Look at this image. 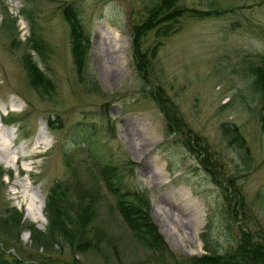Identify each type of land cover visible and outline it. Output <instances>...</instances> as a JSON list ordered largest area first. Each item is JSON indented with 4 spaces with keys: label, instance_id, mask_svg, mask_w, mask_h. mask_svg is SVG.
I'll list each match as a JSON object with an SVG mask.
<instances>
[{
    "label": "rangeland",
    "instance_id": "1",
    "mask_svg": "<svg viewBox=\"0 0 264 264\" xmlns=\"http://www.w3.org/2000/svg\"><path fill=\"white\" fill-rule=\"evenodd\" d=\"M155 1L0 0V127L30 153L0 163L6 258L182 264L234 249L241 233L264 243V0H175L195 14L144 31L143 61L131 23ZM66 5L87 42L75 43ZM117 180L134 195L114 197ZM21 195L43 201L41 220Z\"/></svg>",
    "mask_w": 264,
    "mask_h": 264
},
{
    "label": "trees",
    "instance_id": "2",
    "mask_svg": "<svg viewBox=\"0 0 264 264\" xmlns=\"http://www.w3.org/2000/svg\"><path fill=\"white\" fill-rule=\"evenodd\" d=\"M176 5L177 4H175V0H156L153 5L145 9V14L138 22L131 23V48L139 60L144 61V54H146L145 50L140 47L139 43L144 31L146 32L147 29H153L155 34H166L177 28L179 18L182 17V15H191L195 14L196 12L194 9L183 8L180 5ZM63 12L65 16L64 18L70 25L75 43L77 44L87 42L88 34L83 29L76 10L72 6L66 5ZM22 14L27 16L25 11H22ZM31 63L32 64L29 65V71L30 73H34L35 68L33 62ZM255 75L257 76V79H259V84H257V86L264 88V84H262L264 80V52L258 59V63L255 67ZM4 120L7 121L9 119L4 118ZM48 122H50L49 119ZM46 126L51 128L52 124L48 123ZM107 183L108 187L114 191V197L116 198L120 195V193H123L125 196L128 194L134 195V190H121L120 187H122V182L120 183L119 180L111 182L107 181ZM117 185L118 187H116ZM53 187L54 185L49 189L50 191L46 193L45 197H48L51 194ZM115 189L117 190L115 191ZM129 209L135 213L136 206H129ZM10 215V213H7L4 216H0V221H2L1 223L7 222ZM136 215L139 214L136 213ZM3 225L6 226V224ZM28 227H30L33 232L41 234L37 229L33 228V225H29ZM4 255V250L0 249V264H19V262L16 260V257L12 256L10 259H8ZM182 264H264V243L252 240L250 235L248 236L247 234L241 233L238 243L234 249L223 254H203L198 257L183 259Z\"/></svg>",
    "mask_w": 264,
    "mask_h": 264
},
{
    "label": "bare ground",
    "instance_id": "3",
    "mask_svg": "<svg viewBox=\"0 0 264 264\" xmlns=\"http://www.w3.org/2000/svg\"><path fill=\"white\" fill-rule=\"evenodd\" d=\"M111 33L113 34L114 37H119L118 32H116L115 30L111 31ZM43 127L44 126L41 124L40 132L37 134V136H36V138L34 140V143L32 144V148H34V149H35L36 146L39 145V142L41 140L42 134L44 132ZM13 133H14L13 130L4 129V128L0 127V163H5L7 165H10V163H14L15 155L17 153H21V149L19 147H16L15 149L11 150V147H12L11 141H12V138H13ZM5 139H8V141H6ZM44 144H46V143H44ZM160 174H161V172L159 170H156V171L153 170L150 173V180L153 182L156 179H159L161 177ZM23 180H25V179H23ZM20 182H22V180H17L15 182L16 186L21 184ZM22 183H23L22 185L24 187L25 186L28 187V185H24L25 182H22ZM22 185H20V186H22ZM15 194L18 197L20 195V192L19 191H15ZM25 195L24 196L21 195L20 199H22V200L25 199L26 202H27V206H26L27 215L30 216L35 221L41 220L42 217H43V215H42V204H43V201L39 202L38 200L35 199L34 195H32V196H25ZM29 197H31V198H29ZM29 203L31 204V206H29L30 205Z\"/></svg>",
    "mask_w": 264,
    "mask_h": 264
}]
</instances>
